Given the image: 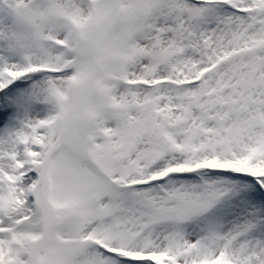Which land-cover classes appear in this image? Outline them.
I'll use <instances>...</instances> for the list:
<instances>
[{
	"label": "snow or ice",
	"instance_id": "1",
	"mask_svg": "<svg viewBox=\"0 0 264 264\" xmlns=\"http://www.w3.org/2000/svg\"><path fill=\"white\" fill-rule=\"evenodd\" d=\"M0 264H264V0H0Z\"/></svg>",
	"mask_w": 264,
	"mask_h": 264
}]
</instances>
